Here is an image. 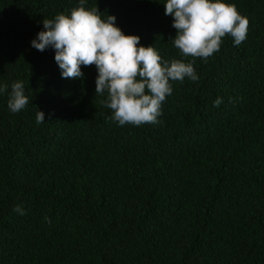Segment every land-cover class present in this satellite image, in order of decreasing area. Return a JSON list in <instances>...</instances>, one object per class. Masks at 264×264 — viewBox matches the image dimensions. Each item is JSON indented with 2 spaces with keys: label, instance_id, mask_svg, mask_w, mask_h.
<instances>
[{
  "label": "trees",
  "instance_id": "16d2710c",
  "mask_svg": "<svg viewBox=\"0 0 264 264\" xmlns=\"http://www.w3.org/2000/svg\"><path fill=\"white\" fill-rule=\"evenodd\" d=\"M165 2L85 7L162 61L189 62ZM223 2L248 18L246 40L226 35L195 59L197 81H170L159 123L119 126L95 66L64 79L51 47H31L79 0H0V264H264V0ZM17 81L29 103L12 113Z\"/></svg>",
  "mask_w": 264,
  "mask_h": 264
},
{
  "label": "clouds",
  "instance_id": "9594fccd",
  "mask_svg": "<svg viewBox=\"0 0 264 264\" xmlns=\"http://www.w3.org/2000/svg\"><path fill=\"white\" fill-rule=\"evenodd\" d=\"M164 9V14L173 18L172 27L176 30L171 42L182 57L193 58L189 62L162 61L154 47L140 46L139 36L125 35L116 26L115 16L102 18L96 6L85 7V0H79L68 15L43 19L44 30L30 42L31 47L41 52L51 47L64 79L82 78V66H95L96 95L107 93L100 103L112 111L111 119L119 126L157 124L162 103L173 91L170 81H197L195 59L207 62L220 50L226 35L233 38L234 46H239L246 40L249 27L248 18L238 12L235 4L223 0H166ZM7 91V85H0V93ZM28 103L24 83H13L8 109L18 113ZM221 103L217 98L213 106ZM36 122H45L43 112L37 111ZM13 210L26 214L20 205ZM44 219L51 224L48 216Z\"/></svg>",
  "mask_w": 264,
  "mask_h": 264
}]
</instances>
